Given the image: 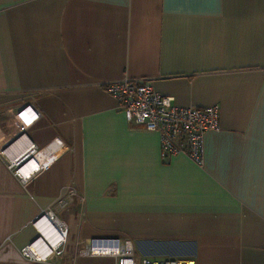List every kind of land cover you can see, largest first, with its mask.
Segmentation results:
<instances>
[{
	"label": "crops",
	"instance_id": "0c3cea01",
	"mask_svg": "<svg viewBox=\"0 0 264 264\" xmlns=\"http://www.w3.org/2000/svg\"><path fill=\"white\" fill-rule=\"evenodd\" d=\"M122 79L218 106L201 165L161 160L107 93ZM25 105L39 117L8 154L30 142L40 168L23 183L0 154V264H116L86 252L110 237L136 264H264V0H0V151ZM47 210L61 252L20 255Z\"/></svg>",
	"mask_w": 264,
	"mask_h": 264
},
{
	"label": "built area",
	"instance_id": "2783aa9c",
	"mask_svg": "<svg viewBox=\"0 0 264 264\" xmlns=\"http://www.w3.org/2000/svg\"><path fill=\"white\" fill-rule=\"evenodd\" d=\"M109 93L121 108L127 122L141 126L147 131L156 132L159 136V157L161 160L183 154L197 165L203 161L204 133L218 128V106L209 107H178L173 104L172 97L163 96L153 91L148 80L122 79L106 85ZM38 112L31 105H25L17 113V123L13 140L1 149L0 154L6 158L7 167L19 181L25 183L40 166L34 160L36 147L32 143L16 156H9V147L25 135V130L38 119ZM10 151V150H9ZM9 153V154H8ZM45 218L60 233L54 245L38 230L37 223ZM39 236L31 244L21 250L20 255L42 261L51 253L58 254L64 244L66 229L58 222L51 211L42 213L33 222ZM36 241L42 242V250L35 251ZM87 253L109 255L116 259V264L134 263L133 243L126 237L94 238L86 244ZM140 264H177L173 259L150 260L141 259Z\"/></svg>",
	"mask_w": 264,
	"mask_h": 264
},
{
	"label": "bare ground",
	"instance_id": "6f19581e",
	"mask_svg": "<svg viewBox=\"0 0 264 264\" xmlns=\"http://www.w3.org/2000/svg\"><path fill=\"white\" fill-rule=\"evenodd\" d=\"M19 144V143H18ZM15 146V143L9 147V150L13 149ZM19 146V145H18ZM9 150H7L9 152ZM38 230L47 238V241L50 242L52 245L56 243L58 238L60 237V233L54 228L53 224H51L48 220H46L44 217L39 220L37 223ZM40 246L44 245L40 241H36L34 244V250L35 251H40L42 250ZM177 264H189V263H184V262H178Z\"/></svg>",
	"mask_w": 264,
	"mask_h": 264
},
{
	"label": "water",
	"instance_id": "95a60500",
	"mask_svg": "<svg viewBox=\"0 0 264 264\" xmlns=\"http://www.w3.org/2000/svg\"><path fill=\"white\" fill-rule=\"evenodd\" d=\"M12 140H13V139H12ZM12 140H11V141H12ZM11 141H10V142H11ZM10 142H9V143H10ZM7 145H8V144H7Z\"/></svg>",
	"mask_w": 264,
	"mask_h": 264
}]
</instances>
